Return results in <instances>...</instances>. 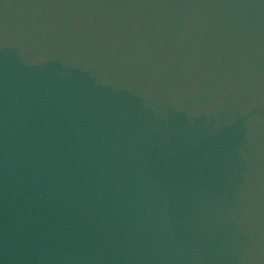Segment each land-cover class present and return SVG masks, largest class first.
<instances>
[{
    "label": "water",
    "instance_id": "obj_1",
    "mask_svg": "<svg viewBox=\"0 0 264 264\" xmlns=\"http://www.w3.org/2000/svg\"><path fill=\"white\" fill-rule=\"evenodd\" d=\"M224 108L240 264H264V0H220Z\"/></svg>",
    "mask_w": 264,
    "mask_h": 264
}]
</instances>
